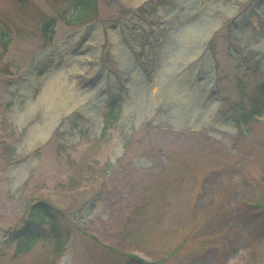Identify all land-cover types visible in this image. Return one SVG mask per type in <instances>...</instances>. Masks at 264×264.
<instances>
[{
	"label": "rangeland",
	"instance_id": "1",
	"mask_svg": "<svg viewBox=\"0 0 264 264\" xmlns=\"http://www.w3.org/2000/svg\"><path fill=\"white\" fill-rule=\"evenodd\" d=\"M77 1L0 0V264H264V107L235 116L264 85V3L98 0L70 26ZM43 199L68 216L59 258L12 241Z\"/></svg>",
	"mask_w": 264,
	"mask_h": 264
},
{
	"label": "trees",
	"instance_id": "2",
	"mask_svg": "<svg viewBox=\"0 0 264 264\" xmlns=\"http://www.w3.org/2000/svg\"><path fill=\"white\" fill-rule=\"evenodd\" d=\"M261 1L264 3V0ZM97 3L98 0H78L76 3L77 20L75 19V21L70 23V25L78 24V22L83 18L93 21L97 16ZM148 6L151 7L152 4H149ZM144 9L139 10L138 13H143ZM77 16H79V18H77ZM55 22V19L45 20L43 32L45 40L48 43H52L54 40ZM7 73H9V71ZM251 103L250 109L246 108L244 105L236 106V117L238 118V123L250 125L254 122L256 117L261 116L262 109L264 107V85L258 89L257 94ZM106 108L109 110V114L106 116L107 118L104 123V131L101 137L105 136L106 132L116 126L120 120L119 97L115 95ZM82 136H87L84 131H82ZM82 183L81 179H72L69 184V188H71V190H76L82 185ZM26 213L28 218L25 221V225L19 230L14 231L11 235L12 241L19 243L18 254H28L34 249L40 239H49L53 241V247L59 258L61 253L64 251L62 237L65 235L70 236L71 234V232H66V230L63 229L62 223L64 215L46 201L29 204L27 206ZM61 248L62 251L60 250Z\"/></svg>",
	"mask_w": 264,
	"mask_h": 264
},
{
	"label": "bare ground",
	"instance_id": "3",
	"mask_svg": "<svg viewBox=\"0 0 264 264\" xmlns=\"http://www.w3.org/2000/svg\"><path fill=\"white\" fill-rule=\"evenodd\" d=\"M50 86H52V85H51V84H50V85H48V90H49V87H50ZM77 94H78V93H77Z\"/></svg>",
	"mask_w": 264,
	"mask_h": 264
},
{
	"label": "water",
	"instance_id": "4",
	"mask_svg": "<svg viewBox=\"0 0 264 264\" xmlns=\"http://www.w3.org/2000/svg\"><path fill=\"white\" fill-rule=\"evenodd\" d=\"M263 11V10H262Z\"/></svg>",
	"mask_w": 264,
	"mask_h": 264
}]
</instances>
